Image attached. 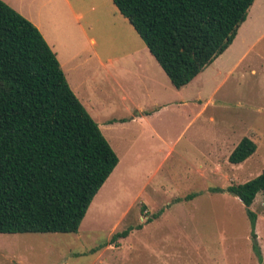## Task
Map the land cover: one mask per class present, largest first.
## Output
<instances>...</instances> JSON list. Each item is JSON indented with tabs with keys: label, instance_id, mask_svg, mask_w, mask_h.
<instances>
[{
	"label": "rangeland",
	"instance_id": "374dc122",
	"mask_svg": "<svg viewBox=\"0 0 264 264\" xmlns=\"http://www.w3.org/2000/svg\"><path fill=\"white\" fill-rule=\"evenodd\" d=\"M70 1L95 40L92 80L98 86L92 84L96 103L87 112L119 162L76 234H0V264H264V193L249 208L256 215L254 243L245 207L226 192L264 170V0L249 8L235 39L238 55L220 74L193 80L181 93L165 80L154 102L160 107L143 117L122 98L131 94L129 84L106 74L117 73L120 61L106 68L98 62L144 47L143 41L111 0ZM91 6L92 13L83 14ZM40 10L52 27L62 23L56 10ZM78 78L86 79L83 71ZM69 84L75 91L70 76ZM244 137L255 143V153L229 164ZM125 230L128 237L111 244Z\"/></svg>",
	"mask_w": 264,
	"mask_h": 264
},
{
	"label": "trees",
	"instance_id": "16d2710c",
	"mask_svg": "<svg viewBox=\"0 0 264 264\" xmlns=\"http://www.w3.org/2000/svg\"><path fill=\"white\" fill-rule=\"evenodd\" d=\"M111 1L179 90L228 49L255 0ZM255 151L244 137L228 163ZM117 164L38 29L0 0V234H76ZM226 192L245 207L255 243L249 208L264 170Z\"/></svg>",
	"mask_w": 264,
	"mask_h": 264
},
{
	"label": "crops",
	"instance_id": "0c3cea01",
	"mask_svg": "<svg viewBox=\"0 0 264 264\" xmlns=\"http://www.w3.org/2000/svg\"><path fill=\"white\" fill-rule=\"evenodd\" d=\"M2 1L6 3L9 7L14 9L16 12H18L25 19L30 21L38 29V31L40 32V34L42 35V37L44 38V40L46 41L52 52L55 54L59 62V65L65 75L67 83L70 89L72 90V92L74 93V95L78 98V100L86 109V111L87 108L92 109L93 103H96L92 99V84L93 86H95V88L96 86H98L96 80L95 79L92 80V48L93 45H95V40L92 37V34L88 33L87 28L81 22L80 20L81 15L74 9L71 1L70 0H2ZM46 5L48 6V8H52L53 10H56L59 13L62 23H58V25L52 27L47 22L46 17L43 15V13L40 10V7L41 8L42 6L46 7ZM113 12L115 13L114 9ZM89 13H92V6L89 8V10L83 8V14L89 15ZM118 14L120 13L118 12ZM259 36H257V38ZM237 37L238 36L236 35L232 44L228 47V49L225 52H223L220 56L214 59V61L210 65H208L204 69V71L201 72L198 76H196L193 80H201L204 76H208L213 72L220 74L222 71L221 70L222 67L220 66L222 64L224 65L228 61V59H230L232 56L238 55L239 51L236 50L237 44L235 42V39ZM245 53L246 52H244L241 55V57L237 60L235 66L232 65L229 68H227L226 71H224L227 73L226 76L230 75L231 72L234 70V68L237 67L238 62ZM114 61H120L119 66L115 68L117 73L114 74L106 69V74H108L109 78L113 79L115 83H119V81L122 80L129 84L128 89L132 90V92L131 94H128V92H126V96L122 98L127 99L130 102L134 112H136L135 115L143 117L146 110L149 109L150 107L154 109L160 107V106L157 107L156 104L154 103L156 102V100L158 101L161 99V96L157 95V86H159L161 83L162 84L164 83L165 85V80L166 83L169 84L167 81L169 79L166 77L165 73L157 64V62L150 54L146 46L128 47L127 50H125L122 54H119V56L108 58L105 63H103L100 58L98 59L99 64L102 65L104 68L107 67V64H110L111 67H113ZM82 71L84 72V76L86 77V79H84L83 81H81V78H78V74ZM69 76L70 78L72 77V83L74 84L75 89L78 92L76 90L74 91L73 88L70 86ZM116 79L118 80V82L116 81ZM142 81L145 82L146 85L144 86L143 90H141L140 87L142 84L139 87L137 86ZM133 83L135 84L134 87H133ZM178 92H180V90ZM78 95L83 97L84 102L80 100ZM207 101L208 103L211 102L212 101L211 97ZM154 134H156V136L159 139H161V137L156 132H154ZM105 139L107 140V138ZM107 142L109 143L108 140ZM118 162H119V157H118Z\"/></svg>",
	"mask_w": 264,
	"mask_h": 264
}]
</instances>
